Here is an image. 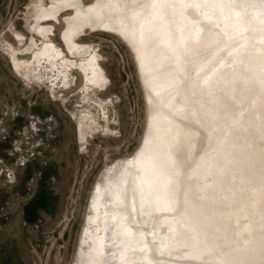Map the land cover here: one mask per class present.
<instances>
[{"label":"snow or ice","instance_id":"6c2138e0","mask_svg":"<svg viewBox=\"0 0 264 264\" xmlns=\"http://www.w3.org/2000/svg\"><path fill=\"white\" fill-rule=\"evenodd\" d=\"M58 7L76 8L77 16L90 25L118 20L126 39L129 23L133 36L139 25V39L131 43L142 66L148 60L144 47L150 41L176 70L171 79L150 82L158 104L171 109L175 101L180 115L192 117V123L202 130V135L200 131L187 134V143L179 146L178 139H168L173 127L171 113H153L143 146L131 161L114 169L115 197L108 188L113 181H106L108 202H114L119 212L127 211L123 187L130 182L133 212L138 198L142 211L158 213L164 208L174 213L168 222V244L178 260L191 264H264V50L258 54L250 51L246 35L255 32L252 25L257 24L264 48V0H112L87 9L72 0ZM37 8L33 18L39 20L46 12L40 5ZM253 55L254 65L246 61ZM225 57L232 58L229 70L240 64L251 73L239 78V97L238 78L229 81L234 109L211 107L217 103L214 76ZM177 82H187L191 95L200 98L190 100L187 92L178 97ZM193 136L200 138L198 159L193 158ZM173 144H177L175 153ZM224 177L238 183L239 190L223 187L219 181ZM217 192L221 193L219 204ZM229 207L245 213L247 226L234 239L221 243V230L227 231L231 219ZM118 214L106 213L112 222L106 223V239L99 244L103 264H137L135 253L125 259L127 246L121 248L116 243L117 237L129 241L136 238L129 217L122 215L117 222ZM257 231L259 237L254 235ZM95 248L90 243L87 258L78 256L76 264H96Z\"/></svg>","mask_w":264,"mask_h":264},{"label":"rangeland","instance_id":"374dc122","mask_svg":"<svg viewBox=\"0 0 264 264\" xmlns=\"http://www.w3.org/2000/svg\"><path fill=\"white\" fill-rule=\"evenodd\" d=\"M31 1L0 0V264H71L95 179L108 161L136 151L145 102L127 45L102 31L83 37L96 44L109 78L105 92L88 98L91 107L79 102V72L67 91L49 79L38 84L17 76L5 42L18 46L16 30L25 41L39 39L25 25ZM62 29L60 19L52 39L61 48ZM97 99H105L109 122ZM88 109L99 128L82 139L79 116Z\"/></svg>","mask_w":264,"mask_h":264},{"label":"bare ground","instance_id":"6f19581e","mask_svg":"<svg viewBox=\"0 0 264 264\" xmlns=\"http://www.w3.org/2000/svg\"><path fill=\"white\" fill-rule=\"evenodd\" d=\"M71 2L72 0H32L31 3H29L30 9L25 16V25L31 33L37 34L39 39L36 38V36H31L28 41H25L21 32L17 30L13 31L18 46L6 41L5 49L7 50L6 52H8L14 72L27 82L42 84L49 79L51 87L54 89H61V91H67L71 88L70 77L72 73L79 72L83 77L82 84L79 87L80 89H78L80 97L79 102L88 105L89 108L92 106H90V104H92V99L90 98L91 94L105 92L109 87V78L101 65V54L96 44L83 41V37L88 33L102 31L118 36L130 50L143 91L146 110L145 127L136 151L131 154L119 156L113 161H108L95 179L71 264H76L78 256L83 255L84 258H87L86 250L90 243L96 245L93 252L96 264H103V259L100 255L102 249L99 247V244L101 240L106 239V223L112 222L110 215H106V213L110 214L113 211L119 213L116 216L117 222L122 215H127L129 217V227L136 237L130 241L122 237H117L116 243L121 248L127 246L128 251L125 252V259L131 258L134 252V258L137 264H149V262L156 264L157 261L159 264H191V262L176 259L172 254L174 250L171 249L168 244V222L172 220L175 215L174 213L164 208H161L158 213L142 211L138 198L135 204L136 210L133 212L130 182L123 187L126 193L124 207L127 211L119 212L114 202H108V194L105 189L106 181H113L112 184L108 185V188L113 193V197H115L118 189L114 183V169H118L122 164L131 161L143 146L148 132L149 118L156 111L164 112L166 115L169 112L171 113L169 118L173 121V127L168 136L170 142L174 139H178L179 146H184L187 143L185 139L187 134L200 131L202 135V130H200L195 123H192V117L180 115V106L176 104L175 101L172 102L173 107L171 109L160 107L157 98L150 90L149 84L151 81L171 79L172 76L176 74V70L171 65L170 61L164 58L161 54V50L150 41L147 42L144 47V53L148 57V60L144 61L142 66V61L138 59L137 52L131 43V40L139 39V25H136L135 36H133L131 32L133 26L129 23L130 31L126 39L125 36L121 35L119 30L120 22L118 20H106L100 25H90L82 17L77 16L78 10L76 8L58 7L60 4ZM78 2L84 9H87L96 4L103 5L110 3L112 0H89L88 2L85 0H78ZM121 2L130 3L131 0H121ZM140 2L146 3L148 0H140ZM238 2H243V0H238ZM37 5H40L46 12V16H41L39 20L33 18L38 12ZM60 19H62L63 22V29L60 34L63 48L58 46L52 39V35L54 34V23L59 22ZM252 27L256 28V31L246 33V35L249 37L248 42L251 46L250 51L258 54L261 50H264V48H262L260 44L261 36L259 26L253 24ZM77 28L79 29L78 32L76 31ZM2 33H4V31H2ZM206 55L211 56V53H206ZM220 55L224 54L220 53ZM231 59V57H225V63L219 66L215 73L214 80L216 83L214 90L217 103L212 104L211 107L219 109L227 107L229 109H234L236 105L231 98L233 86L229 81L233 77L238 78L236 94L237 97H239V90L241 87L239 78L251 76V73L246 72L244 67L240 64H236L234 70H229ZM246 61L254 65L256 55L246 57ZM186 67L190 68V65H186ZM175 89L178 97L187 92L190 100L200 98L198 95H191V89L187 82H177L175 84ZM88 98L91 100H88ZM250 99L251 97L248 98V101H250ZM104 100L105 99H97L96 101H100L98 105V107H101L99 108L101 113L100 117L106 122H109L108 107L106 105L104 106ZM248 101H246V103ZM165 103H167V97H165ZM93 113V109L81 111L80 113L79 127L82 139H84V134L87 130L91 132L99 128L96 127L98 120ZM84 126H86V128H84ZM106 126L107 125L104 126L105 129ZM192 143L195 145L193 158L198 159L201 153L200 138L193 136ZM176 148L177 144H173L174 153ZM128 167L129 173H132L131 165ZM219 182L225 188L231 186L235 190H239V184H232L227 177L221 178ZM97 187H99V191H97ZM215 195L216 204H219L221 193L217 192ZM93 203H95V208H93ZM228 212L231 214V219L228 221L227 231H224L223 228L221 230L220 239L218 240V242L221 243L234 239L237 232L245 229L247 226L245 213L238 211L234 207H229ZM254 235L259 237V232L257 231ZM82 250H84L83 253Z\"/></svg>","mask_w":264,"mask_h":264}]
</instances>
